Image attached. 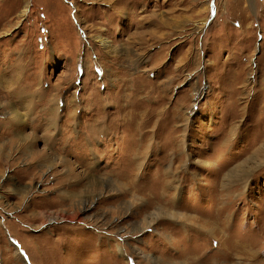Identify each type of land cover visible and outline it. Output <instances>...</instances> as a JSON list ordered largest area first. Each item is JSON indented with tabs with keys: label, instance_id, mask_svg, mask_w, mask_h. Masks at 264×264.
<instances>
[{
	"label": "rangeland",
	"instance_id": "obj_1",
	"mask_svg": "<svg viewBox=\"0 0 264 264\" xmlns=\"http://www.w3.org/2000/svg\"><path fill=\"white\" fill-rule=\"evenodd\" d=\"M0 264H264V0H0Z\"/></svg>",
	"mask_w": 264,
	"mask_h": 264
},
{
	"label": "bare ground",
	"instance_id": "obj_2",
	"mask_svg": "<svg viewBox=\"0 0 264 264\" xmlns=\"http://www.w3.org/2000/svg\"><path fill=\"white\" fill-rule=\"evenodd\" d=\"M28 8V6H26L25 8H24V10H23V14H25L26 12H27V9ZM20 93H21V91H20ZM22 98V97H21ZM24 99V98H23ZM95 130V129H94ZM50 220H52V219H50Z\"/></svg>",
	"mask_w": 264,
	"mask_h": 264
}]
</instances>
